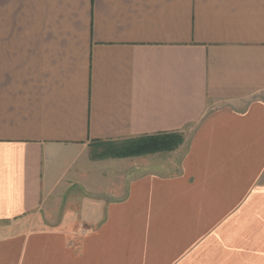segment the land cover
<instances>
[{"label":"crops","instance_id":"0c3cea01","mask_svg":"<svg viewBox=\"0 0 264 264\" xmlns=\"http://www.w3.org/2000/svg\"><path fill=\"white\" fill-rule=\"evenodd\" d=\"M0 264H264V0H0Z\"/></svg>","mask_w":264,"mask_h":264},{"label":"trees","instance_id":"16d2710c","mask_svg":"<svg viewBox=\"0 0 264 264\" xmlns=\"http://www.w3.org/2000/svg\"><path fill=\"white\" fill-rule=\"evenodd\" d=\"M173 141V145H171ZM165 144H160V145H153L151 146L149 143L148 145H142L136 147L132 146L131 148L128 149V152L126 153V155H130L133 156L136 153H151V152H156V151H160V150H171L172 148L176 147L180 142V138L178 136H174L172 138L168 139V145H166V140H164Z\"/></svg>","mask_w":264,"mask_h":264}]
</instances>
